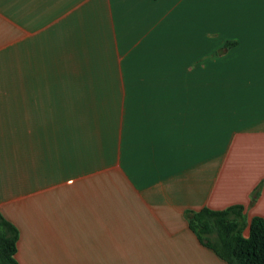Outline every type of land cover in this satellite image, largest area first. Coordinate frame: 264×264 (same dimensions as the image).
<instances>
[{
    "label": "crops",
    "instance_id": "obj_1",
    "mask_svg": "<svg viewBox=\"0 0 264 264\" xmlns=\"http://www.w3.org/2000/svg\"><path fill=\"white\" fill-rule=\"evenodd\" d=\"M233 203L264 216V0H0L18 264H227L184 211Z\"/></svg>",
    "mask_w": 264,
    "mask_h": 264
},
{
    "label": "trees",
    "instance_id": "obj_2",
    "mask_svg": "<svg viewBox=\"0 0 264 264\" xmlns=\"http://www.w3.org/2000/svg\"><path fill=\"white\" fill-rule=\"evenodd\" d=\"M234 43L226 41L220 51ZM243 208L240 203L222 208L204 205L186 208L184 214L199 241L227 264H264V216L254 214L247 220ZM17 238L16 225L0 212V264H18L14 256Z\"/></svg>",
    "mask_w": 264,
    "mask_h": 264
},
{
    "label": "rangeland",
    "instance_id": "obj_3",
    "mask_svg": "<svg viewBox=\"0 0 264 264\" xmlns=\"http://www.w3.org/2000/svg\"><path fill=\"white\" fill-rule=\"evenodd\" d=\"M217 52V51H216ZM244 233H247V229L246 230H244Z\"/></svg>",
    "mask_w": 264,
    "mask_h": 264
}]
</instances>
